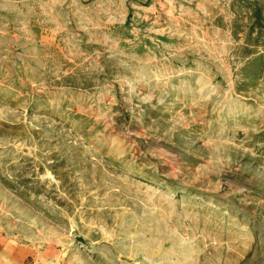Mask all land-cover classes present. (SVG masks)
Returning a JSON list of instances; mask_svg holds the SVG:
<instances>
[{
  "label": "rangeland",
  "instance_id": "rangeland-1",
  "mask_svg": "<svg viewBox=\"0 0 264 264\" xmlns=\"http://www.w3.org/2000/svg\"><path fill=\"white\" fill-rule=\"evenodd\" d=\"M6 249L264 264V0H0Z\"/></svg>",
  "mask_w": 264,
  "mask_h": 264
},
{
  "label": "crops",
  "instance_id": "crops-1",
  "mask_svg": "<svg viewBox=\"0 0 264 264\" xmlns=\"http://www.w3.org/2000/svg\"><path fill=\"white\" fill-rule=\"evenodd\" d=\"M17 257L11 250L0 251V264H13Z\"/></svg>",
  "mask_w": 264,
  "mask_h": 264
},
{
  "label": "built area",
  "instance_id": "built-area-1",
  "mask_svg": "<svg viewBox=\"0 0 264 264\" xmlns=\"http://www.w3.org/2000/svg\"><path fill=\"white\" fill-rule=\"evenodd\" d=\"M15 264H18V263H15ZM20 264H29V263H27V262H23V263H20Z\"/></svg>",
  "mask_w": 264,
  "mask_h": 264
}]
</instances>
